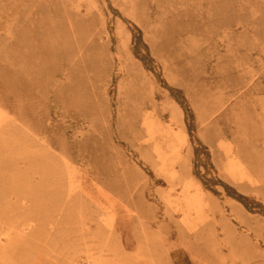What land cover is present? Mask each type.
<instances>
[{"label": "rangeland", "instance_id": "rangeland-1", "mask_svg": "<svg viewBox=\"0 0 264 264\" xmlns=\"http://www.w3.org/2000/svg\"><path fill=\"white\" fill-rule=\"evenodd\" d=\"M0 264H264V0H0Z\"/></svg>", "mask_w": 264, "mask_h": 264}, {"label": "trees", "instance_id": "trees-1", "mask_svg": "<svg viewBox=\"0 0 264 264\" xmlns=\"http://www.w3.org/2000/svg\"><path fill=\"white\" fill-rule=\"evenodd\" d=\"M180 104V106L182 107V109H183V111H184V113L186 114V117H188V116H190V111L186 108V107H184V105H182V103H179ZM197 155V154H196ZM220 184V183H219ZM221 186H223V185H221ZM225 188V190L228 192V194H229V192H230V194H232V195H230V196H233L234 198H236L238 201H240V202H246V199L244 198V197H242V196H240V195H236L235 193H231V192H233L232 191V189H230V188H228V187H224ZM247 206V205H246ZM247 208V207H246Z\"/></svg>", "mask_w": 264, "mask_h": 264}, {"label": "bare ground", "instance_id": "bare-ground-1", "mask_svg": "<svg viewBox=\"0 0 264 264\" xmlns=\"http://www.w3.org/2000/svg\"><path fill=\"white\" fill-rule=\"evenodd\" d=\"M200 242V241H199ZM234 256V255H233Z\"/></svg>", "mask_w": 264, "mask_h": 264}]
</instances>
